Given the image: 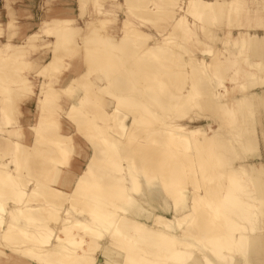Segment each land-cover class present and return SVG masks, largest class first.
<instances>
[{
	"label": "bare ground",
	"instance_id": "bare-ground-1",
	"mask_svg": "<svg viewBox=\"0 0 264 264\" xmlns=\"http://www.w3.org/2000/svg\"><path fill=\"white\" fill-rule=\"evenodd\" d=\"M108 1L79 0L82 26L43 19L22 43L16 18L0 22V264H264V0H125L117 38ZM38 47L28 143L15 97L35 93ZM66 93L92 151L78 174ZM157 200L171 217L146 208Z\"/></svg>",
	"mask_w": 264,
	"mask_h": 264
},
{
	"label": "rangeland",
	"instance_id": "rangeland-1",
	"mask_svg": "<svg viewBox=\"0 0 264 264\" xmlns=\"http://www.w3.org/2000/svg\"><path fill=\"white\" fill-rule=\"evenodd\" d=\"M124 1L125 0H118V1H116V0H110L106 4H104V8L102 9V10H104V12H105V9H106V11L108 10L109 11V16H112V17H115L116 18V23L112 27H110V29L108 30L109 35L112 36V37H116L117 38V37L120 36L121 21L124 18V12H123V6H122V4H124ZM184 2H185V0L182 1V3H184ZM86 13H87L88 16H89V13H91V15L93 14V9H92V6H91L90 3H89V6L87 8V12ZM97 15H100V14H97ZM81 19H82V21L80 23H77L76 22V25L82 26V24H83V18H81ZM142 27H143V29L145 31H147L148 33L152 34V39H150V40L153 41L154 39H157L156 34H158V31L156 30L155 26L144 25ZM36 30H38V26H37V28H35L34 31H36ZM201 38L204 39V36L201 35ZM78 42L80 43V42H82V40L80 39V40H78ZM194 50H195L196 53L198 52V54H200L198 48H196ZM36 53L39 54V55H37L36 58H35L36 59V62L34 64V68H35V70L33 71L34 72V75H33V73H30L31 74L30 76L28 74V77H30L31 80L36 81V84H35V93L33 95H27V96H24V97L18 96V95L15 97V100L17 101V103H16L17 110L15 112V116H17L19 118L22 117V116H26L25 113L23 112V107H25V105H26V102L25 101L30 100L31 98L33 100L34 98L37 97V93L40 91V84L44 80V78H42V77H40V76L37 75L36 70H37V68L43 62H45V61H47L49 59V57H50L49 48H47V47H38ZM65 74L66 75H71V76L73 75L74 76L73 72L72 73H69L68 71H66V72H64L63 75H65ZM63 75L60 76V81H61V77H63ZM63 83L64 82H62V83L61 82L60 83L58 82V84H60V85L63 84ZM72 98L73 97L69 96V94H67V93L66 94H63L61 96V98L59 100V102L61 104V108L58 110V115L57 116H58L59 120L61 121L63 128H65L66 126H68V127L71 128V131H73V134H74L73 135L74 138L77 137V140H75L76 141L75 142L76 143V149L77 150L78 149L81 150V148H80V145L81 144L80 145L78 144V143H80V142H78L79 139L85 145H86V143H85L86 141L82 138V136L78 132L74 131V129H73L72 126H70V122L68 121L67 114H66V110L69 108L70 104L72 103L71 102L72 101ZM102 98H101L102 99V102L104 104H106L105 107H107V109L110 110L111 107H112V105H111V102H109V100H110L109 97L108 96H104ZM30 107H32L34 109V107H35L34 103H32V106L30 105ZM32 111H34V110H32ZM36 112L38 113V108L35 109V113ZM62 114H64L66 117L64 115H62ZM256 116H258V117H257V123L255 125V129H254V133L256 134L257 141H258L257 152H258V157H260V156L261 157H264L263 156L264 151H263V154H262V150H264V129H263L264 128V121L262 120V116L263 115H262V112L260 111V109L259 110L256 109ZM34 117H35V115L33 116V118ZM201 123H203V122H201ZM75 134H77L78 136L75 135ZM91 153H92V151L89 148V150H87L86 158H84V160H82L83 157L82 158H80L81 156L78 157V158H80V160L78 159V161L80 162V164H79L80 166L78 168V173L81 171V169L84 168L86 162L88 161V157H89V155ZM251 158L254 159L253 157H251ZM255 159H257V158H255ZM30 188H31V186H29L27 188V191ZM152 203H153V207H152V205H150L148 207V204L147 205L145 204V206H147L146 208L148 210L153 211L154 213L164 214V215H166L168 217H171L172 216L171 212H166V211H164V210H162L160 208V206L162 205V201L157 200V201H153ZM157 205L159 206V209H157ZM143 217H141V220L146 221L149 224L150 223L152 224V222H153L152 219H149L148 220L147 218L145 219V216H143ZM104 242H107V241H104ZM104 242H102L103 245L106 244ZM102 250H103V246H101L99 249H97L96 251L93 252V254H92L93 257L100 258V259H104V257L102 256L103 255V251ZM100 261L101 260H99V263H100ZM101 264H106V263H105V261H103V263H101ZM108 264H111V263H108ZM117 264H120V263H117Z\"/></svg>",
	"mask_w": 264,
	"mask_h": 264
},
{
	"label": "crops",
	"instance_id": "crops-1",
	"mask_svg": "<svg viewBox=\"0 0 264 264\" xmlns=\"http://www.w3.org/2000/svg\"><path fill=\"white\" fill-rule=\"evenodd\" d=\"M77 4H79V0H41V1L40 0H28V1L27 0H0V20L2 19L0 22L5 23L7 20H9V17L11 15L14 18H16L18 27L15 30V32H17V33H16V35H14L13 41L17 42V43H22L24 41L25 37L27 35H29L31 32H34V30H35V28H37V26L39 28V24L43 19H47V18H51V17L61 18V17L65 16L66 18H72L73 17L76 19L77 23H80L82 21V19L80 18V14H79L80 13L79 12L80 7ZM59 9H61V10H59ZM63 9H65V10H63ZM25 10H26L27 14H26ZM63 14H65V15H63ZM20 16H21V18H20ZM31 24H33V25H31ZM23 29H26V30L23 31ZM20 31H21V33H20ZM8 36H9L8 32H4L0 36V40L2 42H6L9 39ZM16 37H18V38L16 39ZM46 40L49 42L52 41V40L47 39V38H46ZM37 55H39V54L36 53L32 57L36 58ZM31 73L34 74V72H31ZM35 99L36 98H34L32 100V98H31L30 100L25 101L26 105H25V107H23V112L25 113L26 116L25 117L22 116L20 118L17 117L19 119V121L23 122V123H24L23 119L25 118L26 124H23V123L22 124L26 129V135H27L28 143L33 142V135H32V132L30 130V126L36 122V117L38 116V113L37 112L35 113V109L37 108ZM32 103H34V105H35L34 109L32 107H30V105L32 106ZM32 110H34V111H32ZM34 115H35V117L33 118ZM30 119H32V120H30ZM78 142H80V143H78L79 145L81 144L80 145L82 147V148L80 147L81 150H83V148L86 152H87V150H89V148L86 147V145L83 142H81L80 140ZM263 151L264 150H262V154H263ZM263 156H264V154H263ZM78 159L80 160V158L76 157L72 161L71 171L74 174H78V168L80 166L79 165L80 162L78 161ZM83 160H84V158H83ZM7 252L10 254V251H7ZM6 263H8V262L5 261L4 264H6ZM29 263L34 264V261H32L30 258H23L20 262H18V264H29Z\"/></svg>",
	"mask_w": 264,
	"mask_h": 264
}]
</instances>
